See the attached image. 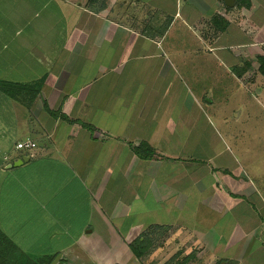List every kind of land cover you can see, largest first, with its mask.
I'll return each mask as SVG.
<instances>
[{
	"label": "crops",
	"instance_id": "crops-1",
	"mask_svg": "<svg viewBox=\"0 0 264 264\" xmlns=\"http://www.w3.org/2000/svg\"><path fill=\"white\" fill-rule=\"evenodd\" d=\"M263 1L0 0V234L15 258L140 264L129 247L156 227L202 264H264V197L233 158L199 160L219 135L197 90L258 77L264 42L247 29ZM176 23L202 44L247 41L227 66L174 62Z\"/></svg>",
	"mask_w": 264,
	"mask_h": 264
},
{
	"label": "rangeland",
	"instance_id": "rangeland-1",
	"mask_svg": "<svg viewBox=\"0 0 264 264\" xmlns=\"http://www.w3.org/2000/svg\"><path fill=\"white\" fill-rule=\"evenodd\" d=\"M122 3L125 6L123 1ZM259 7L260 15L262 14L263 17L255 18V15L249 14L251 26L247 29L249 30L247 32L255 33L257 30L259 37L255 36L253 39L256 42L260 40L264 42V1ZM239 14L240 11H238ZM149 15L153 18L156 16L155 14ZM152 20L154 22V19ZM165 21L169 25L172 22V18ZM256 21L260 23V26L256 25ZM196 32V28L190 29V32L182 31L179 23L174 24L163 40L164 49H170L168 58L174 62L180 60H214L227 66L224 61L229 56H239L241 51L238 47L240 46L239 43L247 41L245 36L237 38L234 36L233 38V35H230L220 38L218 45H213L212 43L202 44L200 36L196 37ZM222 44L226 47L227 45L233 46V48L230 50L226 48L224 51ZM186 47L189 48V52L183 50ZM224 69L226 70V68ZM197 90L201 96L202 106L205 108L204 110L214 124L220 138L216 140L214 149H202L199 160L201 161L209 155H215L217 157V166L224 168L226 162L227 164L231 163V158H233L238 163V169L236 173L232 169L229 172L233 176H237L236 174L240 171L244 173L248 183L264 197V77L259 74L253 82L247 84L236 83L235 81H225L224 84L204 82L197 87ZM210 97H216V112L208 111L205 99ZM197 164L204 166L203 163L197 162ZM161 233L163 234L158 236L156 241L155 252L147 259L145 264H165L179 251L180 248H177L179 245L176 240L171 237V240H169L167 234L166 238H164V232L161 231ZM99 246L102 247L101 252L106 253L105 256L109 259L108 262L112 260L114 252H119L118 249H111L115 248V245H111V247L109 244ZM191 251L188 250L189 253ZM131 264H133V261Z\"/></svg>",
	"mask_w": 264,
	"mask_h": 264
},
{
	"label": "trees",
	"instance_id": "trees-1",
	"mask_svg": "<svg viewBox=\"0 0 264 264\" xmlns=\"http://www.w3.org/2000/svg\"><path fill=\"white\" fill-rule=\"evenodd\" d=\"M246 6H249V4ZM217 23L218 21L215 20L214 26L219 29ZM218 29L216 32H224L226 30V28ZM257 62L259 64L258 72L260 75L264 76V56L257 57ZM161 231L164 232V238H166L165 236L168 229L154 227L142 236V241L130 245L131 251L138 262L145 264L147 259H149V257L155 252L157 238L163 234ZM187 251L188 247L186 246L184 249L179 250L165 264H201V261L197 258L198 252L196 250H192L189 254H187ZM14 252L15 249L12 247L9 240L0 234V264H51L53 261L52 259H41L37 261L29 258H15ZM216 264H222V261L217 262Z\"/></svg>",
	"mask_w": 264,
	"mask_h": 264
},
{
	"label": "built area",
	"instance_id": "built-area-1",
	"mask_svg": "<svg viewBox=\"0 0 264 264\" xmlns=\"http://www.w3.org/2000/svg\"><path fill=\"white\" fill-rule=\"evenodd\" d=\"M35 147H36V144L33 143V142H30V141L19 143V144L16 146V148H17L18 150H32V149H34Z\"/></svg>",
	"mask_w": 264,
	"mask_h": 264
},
{
	"label": "water",
	"instance_id": "water-1",
	"mask_svg": "<svg viewBox=\"0 0 264 264\" xmlns=\"http://www.w3.org/2000/svg\"><path fill=\"white\" fill-rule=\"evenodd\" d=\"M232 1H233V0H226V4H227L228 6H230V3H232ZM231 5H232V4H231ZM22 162H24V161H22ZM22 162H21V163H22ZM58 258L60 259V258H62V257H58ZM56 261L58 262L59 260H56Z\"/></svg>",
	"mask_w": 264,
	"mask_h": 264
}]
</instances>
